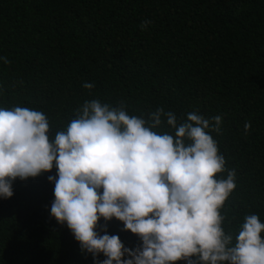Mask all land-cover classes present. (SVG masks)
Instances as JSON below:
<instances>
[{
  "label": "trees",
  "instance_id": "obj_1",
  "mask_svg": "<svg viewBox=\"0 0 264 264\" xmlns=\"http://www.w3.org/2000/svg\"><path fill=\"white\" fill-rule=\"evenodd\" d=\"M0 56L10 61H0V106L43 112L50 138L92 99L146 120L158 107L178 122L220 115L211 134L236 170L223 227L264 222V0H0ZM56 172L17 178L0 198V264H94L50 215ZM104 224L126 247L142 243L123 222Z\"/></svg>",
  "mask_w": 264,
  "mask_h": 264
},
{
  "label": "clouds",
  "instance_id": "obj_2",
  "mask_svg": "<svg viewBox=\"0 0 264 264\" xmlns=\"http://www.w3.org/2000/svg\"><path fill=\"white\" fill-rule=\"evenodd\" d=\"M0 61L10 63L4 56ZM222 122L197 111L178 122L164 107L146 120L123 104L92 99L50 138L43 112L0 106V198L13 196L17 178L55 166L56 175L48 176L54 182L50 215L66 223L94 264H264V222L257 214L246 215L235 233L223 227L221 210L236 188V170L226 168L211 134H221ZM162 124L172 131L158 132ZM224 172L226 178L218 175ZM113 218L142 243L126 247L107 224L97 230L101 219Z\"/></svg>",
  "mask_w": 264,
  "mask_h": 264
}]
</instances>
